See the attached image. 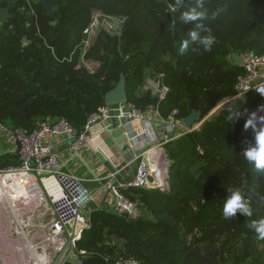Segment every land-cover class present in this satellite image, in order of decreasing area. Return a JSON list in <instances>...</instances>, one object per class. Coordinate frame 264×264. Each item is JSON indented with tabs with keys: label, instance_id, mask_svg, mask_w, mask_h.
<instances>
[{
	"label": "trees",
	"instance_id": "16d2710c",
	"mask_svg": "<svg viewBox=\"0 0 264 264\" xmlns=\"http://www.w3.org/2000/svg\"><path fill=\"white\" fill-rule=\"evenodd\" d=\"M175 2L57 0L52 19L40 0H0L11 5L10 18L0 21V123L32 132L41 120L65 118L80 132L106 106L105 95L121 75L126 102L137 108L157 105L165 119L174 110L182 119L194 109L208 116L197 130L164 144L169 190L121 189L136 203V216L90 203L89 227L77 242L87 253L85 264L127 258L139 264H264V240L250 227L264 219V174L240 152L254 132L245 130L246 117L227 120L232 105L251 112L259 97L249 93L212 113L236 93L243 73L232 54H264V0H205L203 23L215 43L211 51L190 44L183 54L180 44L199 21L181 19L195 0L171 12ZM96 12L127 20L118 34L100 30L82 57L74 50ZM152 78L169 87L165 99L145 88ZM19 163L10 154L0 158V167ZM228 189L245 194L251 217H223Z\"/></svg>",
	"mask_w": 264,
	"mask_h": 264
},
{
	"label": "built area",
	"instance_id": "2783aa9c",
	"mask_svg": "<svg viewBox=\"0 0 264 264\" xmlns=\"http://www.w3.org/2000/svg\"><path fill=\"white\" fill-rule=\"evenodd\" d=\"M126 20V16L108 15L96 12L89 24L84 28L83 35H85V37L76 46L74 53L76 51H80L82 52V57H84V53L92 44L94 38L100 30L103 29L110 33L118 34L120 33ZM241 56L243 73L237 78L235 86L236 93L233 96L226 98L221 103L233 102L249 93H256L259 97V103L257 106L258 109L260 106H264V96L257 93L254 87L258 84L264 83V55L250 50L242 53ZM146 89H150L153 93H155L159 97L160 101L166 98L170 90L160 78L149 79L146 84ZM123 103H125L123 106H114L115 104L110 106L106 105L99 112L90 115L84 129L80 132L76 130L65 118H60L58 120H41L38 127L32 132H28L27 130L20 128H11L3 123H0V135L4 142L9 145L7 154L16 156L20 162L18 165L0 167V186L7 189L5 184L7 177L15 178L17 180V176L23 175L29 178L26 183H22L24 186L23 189H26L29 183H32V181L35 182V179L38 180L39 178L44 185H46L47 181H56L59 182L60 188L68 198V201H64L66 203L63 202L60 207H57L55 199L50 194V198L52 199L54 206H56L58 214L49 224L50 235L48 239L46 238V240L54 243L58 252L57 255L64 252L57 264H67L68 262L71 264L86 263V251L80 250L77 247V242L80 240L78 239L79 236L77 234L68 236L66 233L64 222L69 215L66 216V214H63L60 209H69L70 207H73L71 214L78 216L89 223L88 215L91 209H88L87 211L86 209L88 208L89 202L92 200V196L81 185L75 175H70L64 172V167L70 163V158L73 159L74 157H77L83 152V150L91 147L90 142L93 138L92 131L96 125L104 122H110L115 118L121 120H139L145 126V128H143V134H147L148 126L152 122L151 118L156 115L157 120L164 123L167 128L165 143L196 130L193 128H186L184 126L183 119L177 117L178 110H174L172 116L165 119L160 115L157 105H149L145 110H142L126 101L117 104ZM260 115H264V111L258 112V116ZM207 117L208 116L202 118L199 122L203 123ZM110 126L112 125H108V128ZM259 126L260 125L258 124V127ZM250 129L254 132L252 128ZM62 136L66 138L68 150L70 152V158H68L65 162L62 161L61 154L54 149V139ZM150 150L151 149H147L139 157L136 175L132 181H118L116 177L117 173H112L110 176L113 179L110 190L116 198L115 202L111 204V208L119 215L132 214L136 216L138 211L136 203L130 201L121 192L122 188H152L163 187L167 184L165 174H160V177L164 180V185L162 186H160L157 182L160 177L155 175V171L158 168L165 166L164 162L166 159L164 157V153L160 152L161 155H157V157L155 154L150 153ZM158 158H160L161 161L158 160ZM153 166L155 167L154 169ZM151 176H153L155 180H152L150 178ZM70 186H72L73 189ZM29 187L30 186H28V188ZM7 195H9V193L0 195V203L2 200L7 201ZM24 199L27 200L25 205L30 203L27 196H25ZM52 242L50 243L52 244ZM68 243L70 244L67 248ZM108 264H139V261L134 258H127Z\"/></svg>",
	"mask_w": 264,
	"mask_h": 264
},
{
	"label": "crops",
	"instance_id": "0c3cea01",
	"mask_svg": "<svg viewBox=\"0 0 264 264\" xmlns=\"http://www.w3.org/2000/svg\"><path fill=\"white\" fill-rule=\"evenodd\" d=\"M120 105L123 106L125 103L115 104L114 106ZM151 121L147 134H143L145 126L139 120L115 118L110 122L98 124L92 131L91 147L83 150L80 155L73 159L70 158L66 138L62 136L54 139V149L61 154L62 161L65 162L70 158V163L64 167V172L77 177L81 185L91 194V202L97 199L96 206H109L111 208V204L116 200L110 190V186L113 183V179L110 177L112 173H117L118 181L130 182L136 175L138 160L142 153L147 149H151L150 153L160 156V152L164 150L165 136L167 134L166 125L159 122L156 115L151 118ZM108 125L112 126L108 128ZM118 127L123 129L126 135V143L131 147V150L128 149L127 151L135 152L130 162H126L125 158L129 154H125V151L121 152L108 134ZM6 146L9 149V145L6 144ZM150 178L155 180L153 176ZM22 206L24 209L28 208L25 202ZM91 207L89 204L86 211L91 209ZM19 228L21 229L20 226ZM13 244L19 245L18 242ZM29 246L33 249L30 243L28 244Z\"/></svg>",
	"mask_w": 264,
	"mask_h": 264
},
{
	"label": "rangeland",
	"instance_id": "374dc122",
	"mask_svg": "<svg viewBox=\"0 0 264 264\" xmlns=\"http://www.w3.org/2000/svg\"><path fill=\"white\" fill-rule=\"evenodd\" d=\"M154 168L153 166V169ZM161 173L165 174V176L169 174V170L166 169V166L158 168L155 171L157 177H160L162 175ZM32 183L28 184V186L31 187H29V190L32 193L30 192V197L28 196L30 203L26 205L28 207L26 209H24L21 204L27 200H20V203L17 201L18 195H25L27 192L25 189H22V191H24L23 193L19 187L10 188L8 187L7 181L5 182L7 189L0 186V195L4 194V192L9 193L6 197L7 201L2 200L0 203V215L3 218V223H0V244L2 245H0L1 264H17L18 261L16 263L14 258L19 255L22 260L20 264H52L56 259L55 257L58 253L56 247L52 241L46 240V238L48 239L50 235L49 224L58 214V210L50 198L49 189L41 182L40 178L38 180L35 179V182ZM17 185L20 186V183H17ZM37 187L39 189H37ZM96 201H90L89 204L91 203V205L93 204V206H95L97 203ZM13 208H15V210H13ZM18 218L19 220H17ZM19 226L22 229H20ZM14 242H18L19 245H14ZM50 242H52V244ZM29 243L32 245L33 249H31L30 246L28 247ZM24 251L28 256L26 261L22 255ZM44 259H47V261Z\"/></svg>",
	"mask_w": 264,
	"mask_h": 264
},
{
	"label": "clouds",
	"instance_id": "9594fccd",
	"mask_svg": "<svg viewBox=\"0 0 264 264\" xmlns=\"http://www.w3.org/2000/svg\"><path fill=\"white\" fill-rule=\"evenodd\" d=\"M183 5V0H176L175 5L170 9L171 12L177 11ZM184 22H197L195 29L187 33L188 38L183 40L179 47L181 54L185 53L190 44H196L203 48L204 51H211L215 43V37L211 35L210 30L203 23L208 19V12L205 8V0H195L194 6L181 15ZM202 33H207L202 35ZM255 91L264 96V83L254 87ZM264 111V106L257 110L249 112L247 109L241 111L239 105H232L227 111V120L234 123L241 117H246L244 128H252L254 131L253 141L247 142L240 151L243 158L254 166L256 172L264 174V115L258 116V112ZM258 124L260 125L258 127ZM228 196L225 198L222 214L225 219L237 217L240 213L246 217H251L253 212L249 205V200L240 189H228ZM264 202V196L259 197ZM250 227L255 230L258 238L264 240V219L252 220Z\"/></svg>",
	"mask_w": 264,
	"mask_h": 264
},
{
	"label": "water",
	"instance_id": "95a60500",
	"mask_svg": "<svg viewBox=\"0 0 264 264\" xmlns=\"http://www.w3.org/2000/svg\"><path fill=\"white\" fill-rule=\"evenodd\" d=\"M42 6L45 8V10L49 13L50 18H55L56 12H57V0H40ZM159 2H165L166 0H158ZM10 7L11 5L8 6H2L0 4V21H4L6 19H9L11 16L10 13ZM56 21H51L52 25H56ZM232 58L235 61V63L239 66L242 64V56L239 53H233ZM128 94H127V87H126V79L124 75H121L120 80L116 84V86L109 91L105 95V102L107 106L114 105L117 103L125 102L127 101ZM228 103L231 102H224L219 104L212 113H215L219 109H221L223 106L227 105ZM202 119V112L200 110H192L190 114L185 116L183 118V123L186 128H193V129H198L202 126L203 123H200L199 121ZM199 123V124H198ZM109 136L114 140L115 144L117 145L118 149L121 152H124L125 154H129L126 158V162H130L131 158L134 155V151H127L130 149V145L126 143V135L121 127H118L112 131H110ZM131 150V149H130ZM164 157H165V162L164 165L166 166V169L169 170V159L167 157L165 149L163 150ZM7 154V146L4 140L2 139L0 135V158L5 156ZM166 182L167 184L161 187L164 190H169L170 189V184H169V174L166 176ZM64 227L66 229V233L68 236H73V235H78L79 238L81 239L83 236V232L85 229L89 227V223L82 218L75 216V215H69V217L65 220L64 222ZM69 244H67V248L69 247ZM64 252L60 253L57 255L56 259L53 261L52 264H57V262L61 259L63 256ZM23 256L25 258V261L28 259V256L26 252H23ZM1 264V263H0Z\"/></svg>",
	"mask_w": 264,
	"mask_h": 264
},
{
	"label": "bare ground",
	"instance_id": "6f19581e",
	"mask_svg": "<svg viewBox=\"0 0 264 264\" xmlns=\"http://www.w3.org/2000/svg\"><path fill=\"white\" fill-rule=\"evenodd\" d=\"M28 177H26V176H17V180L15 179V178H10V177H7V179L5 180V182L7 181L8 182V187H10V188H16V187H19L18 185H17V183H20V186L22 185V183H26L27 181H28ZM157 182H158V184L160 185V186H162V185H164V180H163V178L162 177H160L158 180H157ZM33 183H34V181H33ZM32 183V184H33ZM16 185V186H15ZM31 185V184H30ZM48 189H49V192H50V194H51V196L55 199V203H56V206L57 207H60V205L64 202V201H68V198H67V196L64 194V192L62 191V189L60 188V186H59V182H56V181H47L46 182V185H45ZM2 187V186H1ZM0 187V188H1ZM34 187V186H33ZM72 189H73V187L72 186H70ZM20 189H21V191H22V189L24 188V186L22 185L21 187H19ZM31 188V187H30ZM30 188H28V187H26V193H27V195H26V193H25V195H23V196H20V195H18V199H17V201L20 203V200H25L24 199V197L25 196H29V194H30ZM37 189H39L38 187H37ZM36 189V190H37ZM76 191V190H75ZM23 193H24V191H22ZM4 193H6V192H4ZM32 193V192H31ZM37 194V193H36ZM37 195H39V194H37ZM40 196V195H39ZM30 197V196H29ZM33 198V197H32ZM30 200H31V198H30ZM64 203H66V202H64ZM72 209H73V207H70L69 209H60L61 210V212L63 213V214H66V216L67 215H70L71 214V211H72ZM13 210H15V208H13ZM2 220H3V218L1 217V215H0V223L2 222ZM17 220H19V218L17 219ZM19 222V221H18ZM3 223V222H2ZM20 223V222H19ZM2 225V224H1ZM1 227V226H0ZM4 228V227H3ZM2 229V228H1ZM22 229V228H21ZM3 232V231H2ZM1 237V236H0ZM8 240V239H7ZM4 241V240H3ZM7 244V243H6ZM9 244V243H8ZM1 245V244H0ZM2 246V245H1ZM15 250V249H14ZM18 253V252H17ZM17 253H15V254H17ZM23 255V254H22ZM16 256V255H15ZM4 258V257H3ZM14 258V257H13ZM6 259V258H5ZM15 259V262L17 263V261H18V263L17 264H20V262H22V260H21V258H20V255L19 256H16V258H14ZM25 259V258H24ZM10 260V259H9ZM44 260H46L47 261V259H44ZM6 262V261H5ZM36 262V261H35ZM13 264V263H12ZM15 264V263H14Z\"/></svg>",
	"mask_w": 264,
	"mask_h": 264
}]
</instances>
